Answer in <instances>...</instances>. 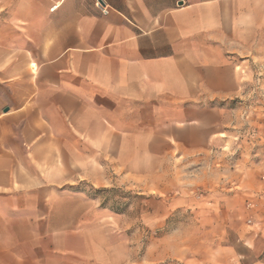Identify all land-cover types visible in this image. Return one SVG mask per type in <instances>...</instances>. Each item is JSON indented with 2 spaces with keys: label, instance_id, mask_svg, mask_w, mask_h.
I'll return each instance as SVG.
<instances>
[{
  "label": "crops",
  "instance_id": "obj_1",
  "mask_svg": "<svg viewBox=\"0 0 264 264\" xmlns=\"http://www.w3.org/2000/svg\"><path fill=\"white\" fill-rule=\"evenodd\" d=\"M260 2L0 0V264H66L96 215L77 184L139 187L210 149Z\"/></svg>",
  "mask_w": 264,
  "mask_h": 264
},
{
  "label": "rangeland",
  "instance_id": "obj_2",
  "mask_svg": "<svg viewBox=\"0 0 264 264\" xmlns=\"http://www.w3.org/2000/svg\"><path fill=\"white\" fill-rule=\"evenodd\" d=\"M232 95L212 101L206 153L173 158L142 186H74L96 201L66 264H264V0ZM85 208L87 206H84ZM91 207V206H90ZM62 264V262H61Z\"/></svg>",
  "mask_w": 264,
  "mask_h": 264
},
{
  "label": "built area",
  "instance_id": "obj_3",
  "mask_svg": "<svg viewBox=\"0 0 264 264\" xmlns=\"http://www.w3.org/2000/svg\"><path fill=\"white\" fill-rule=\"evenodd\" d=\"M98 7L102 8L103 13L107 14L110 10L107 6H103L100 2H97Z\"/></svg>",
  "mask_w": 264,
  "mask_h": 264
}]
</instances>
